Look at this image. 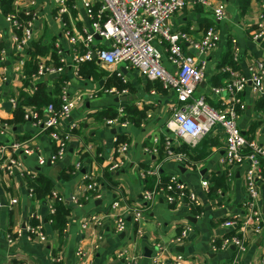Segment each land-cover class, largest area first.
I'll list each match as a JSON object with an SVG mask.
<instances>
[{"label":"crops","instance_id":"obj_1","mask_svg":"<svg viewBox=\"0 0 264 264\" xmlns=\"http://www.w3.org/2000/svg\"><path fill=\"white\" fill-rule=\"evenodd\" d=\"M35 1L37 21L32 42L42 43L49 48L47 55L41 59L53 61L52 54L56 51L60 62L61 55L55 47L57 43L60 44L64 51L63 57L69 64L63 76L68 77L66 86L70 96L76 98L85 96L83 93H100L97 97H84L71 117L63 121L64 130L70 131L68 151L63 160L53 161L56 148L47 132L24 119L16 124L6 122L14 119L23 93L33 96L40 83H45L48 91L53 92L59 77L34 78L30 80L31 87L23 88L19 75L14 73L18 56L15 46L9 38L0 40V49H6L8 56L6 62L0 61V74L3 66H7L9 70L8 81L0 82V125H8L6 136L1 137L0 142L22 143L24 148L33 152L28 156L21 151L16 156L13 153L12 157H17L21 163L20 169L13 177L0 178V264H55L56 257L61 260V264H76L80 250L85 254L82 264H127L125 258L134 259L137 264H155L156 246L161 244L173 248L172 243L185 229L188 231L187 237L174 249L184 256L188 264H230L237 257L238 264H262L264 177L258 182L260 198L256 207L261 213L262 230L256 234L253 225L248 222L250 212L245 207L247 166L244 164L225 168L222 165L221 159L225 154L222 128L217 126L193 147L181 139H174L169 132L168 124L181 104L175 92L161 88L160 82L150 81L126 64L105 66L99 60L95 63V75L87 76L91 70L83 75L82 66L78 73L75 72L72 67L73 58L85 52L84 46L80 43L78 47H74L65 38L60 22L55 19V8L51 0ZM219 1L225 4L228 14L223 22L215 21L209 9L189 5L168 23L173 31L186 32L196 40L201 39L205 30L210 27L219 32V46L207 56L204 82L196 91L197 96L206 95L208 102L215 108L219 104L210 91L212 87L225 82L220 67L230 61L234 62L235 48L238 50V60L234 63L243 73L256 61L264 62V39H254L260 15L264 11V0ZM70 5V28L75 32H92V21L83 0L71 1ZM0 28L9 35L1 0ZM234 40L236 44L233 43ZM105 45V42L96 39L92 49L97 52ZM31 47L32 45L30 49ZM184 50L189 55L196 54L187 45ZM163 55L164 65L173 71L165 52ZM119 73L122 77H118ZM116 80L128 86L129 95L120 97L127 98L126 102L117 103L118 97L104 93L107 89L121 90L115 84ZM56 96L53 95V98ZM261 98L263 97L254 94L251 88L242 94L246 109L241 113L239 127L246 139L264 144V110L258 107ZM12 100L18 101V107L6 109L4 104ZM121 107L135 108L145 115L144 119L138 125L132 124L127 130L110 128L105 123L108 113L116 114ZM149 115L151 118L147 119ZM115 136L126 138L129 149L121 168L111 171V161L115 160ZM166 138L173 139V149L177 154H184L187 162L167 160L162 168L163 176L166 180L175 176L184 182L189 191L198 197L199 206H190L186 200L171 205L161 197L147 206L143 200L145 190L153 188L155 184L156 179L149 176L148 172L155 165V158L160 159L158 145L161 140L166 141ZM185 147L187 151L184 150ZM154 149L158 152L156 157L151 155ZM164 152L166 156V144ZM6 155L11 156L9 153ZM39 158L46 160L44 166L40 165ZM40 173L52 181L55 192L72 210L63 236L58 234L49 221L53 201H38L30 193L25 175ZM67 175L69 177L66 178ZM224 176L225 190H213L214 181ZM87 177H93L100 183V194L93 193L88 199ZM204 181L210 183L209 191L203 188ZM13 199L17 200V204L11 209ZM73 199H77L79 203L74 204ZM116 202L121 207L115 211L112 206ZM137 209L142 211L141 219L133 215V211ZM93 215L99 216L101 226L84 229L83 224ZM34 216L41 222L47 242L31 241L27 237L25 226L32 222L31 218ZM114 216L123 217L126 221V228L121 233L116 232ZM227 220H237L239 227L244 230L240 232L247 248L244 254H239L234 246L226 250L214 249L213 242L220 245L222 239L233 233L223 227ZM19 231L22 233L19 234ZM138 233H142V237H138ZM171 261L172 258L169 257L167 263Z\"/></svg>","mask_w":264,"mask_h":264},{"label":"built area","instance_id":"obj_2","mask_svg":"<svg viewBox=\"0 0 264 264\" xmlns=\"http://www.w3.org/2000/svg\"><path fill=\"white\" fill-rule=\"evenodd\" d=\"M55 8V19L58 20L63 28V34L68 42L78 47L81 43L85 48L84 54L76 55L73 58V70L79 72L82 64L98 59L105 66H118L126 64L128 68L138 71L142 76L150 81L160 82L163 89L172 90L179 98L180 107L175 112L173 120L168 124L169 132L174 139L183 140L189 145L195 147L201 140L209 135L217 126H220L224 133L225 154L221 163L225 168L246 165V188L247 200L245 207L249 210V220L254 227L256 234L261 233L262 220L261 213L257 210V203L260 198L258 182L264 177V144L246 139L239 127L241 113L245 111V103L242 94L246 89L251 88L254 94L264 98V62L256 61L248 67L246 73L236 70L230 65L221 69V74L225 75V82L220 86L211 88V94L219 104L218 108L213 107L206 95H196V91L203 84L205 72L207 69V56L218 48L220 43L219 32L210 27L205 30L201 39L196 40L186 32L173 31L169 26V20L176 14L183 11L189 5H198L209 9L213 13V18L217 22H223L228 18L225 4L219 0H83L84 7L87 10L88 17L92 21V32L83 30L75 32L69 26V20H72L71 1L75 0H51ZM35 0H15L13 11L5 15V21L9 26V35L0 28V40L9 38L11 44L15 46L17 64L14 73L19 75L21 83L34 78L40 79L46 76L60 77L65 74L68 63L63 57L64 51L60 44L55 47L61 55L59 66L53 61L37 59L38 70L32 75V78L26 73L30 45L34 38V28L37 21V14L34 12ZM97 37L105 42V46L97 52H94L92 45ZM256 41L264 39V11L260 15L259 28L254 35ZM155 43V44H154ZM236 44V41H233ZM187 45L193 49L195 55H189L184 50ZM158 46L164 49L167 60L173 71L164 65V55ZM26 51V52H25ZM234 62L238 60L237 48L233 51ZM8 59L6 49H0V61L6 62ZM9 70L7 66L1 67L0 82L8 81ZM118 77H122L119 73ZM125 83H127L124 80ZM36 90V89H35ZM100 92L83 93L76 98L71 97L68 87H63L58 99L60 105L55 103L47 105L42 111L33 107L23 109V119L32 123L35 127L47 132L50 140L56 148L53 161H61L65 158L68 151L70 131H65L63 121L71 117L77 104L86 96L97 97ZM104 93L114 95L118 98L129 95V89L119 90L117 88L104 90ZM13 108L18 107V101L10 102ZM151 116H147V119ZM105 123L113 129H129L132 122L128 119L125 107H121L116 112V116L108 118ZM8 125H0V138L6 136ZM73 129V128H72ZM173 139L166 138V157L163 160L156 159L148 175L156 179L153 188L145 190L143 200L145 204L151 205L159 197L163 198L168 204H179L187 201L190 206H199L200 201L194 192L189 191L187 185L175 176L164 180L163 165L167 160H176L177 162H187L184 154H177L173 149ZM114 158L111 161V171H117L123 164V159L127 155L129 143L121 140L118 136L113 137ZM23 155H31L33 152L29 148H24L22 143L3 144L0 142V178L3 176L13 177L16 171L20 169L21 163L15 156L19 152ZM11 154L7 156L6 154ZM151 155L156 157L158 152L154 149ZM41 166L46 164L44 158H39ZM80 164L77 165V169ZM33 175V174H26ZM91 183L86 187L87 199L93 193H99L100 183L93 177H87ZM206 191L210 189L208 181L202 182ZM31 193V191H30ZM33 196V194L31 193ZM53 200H58L68 204L55 190L53 191ZM74 204H78L77 199H73ZM17 204L13 199L10 208ZM120 203L116 202L112 210L120 209ZM1 208V205H0ZM51 215L54 209L50 207ZM133 215L137 219L143 217L142 211L135 210ZM116 220L115 229L121 233L126 228L125 219L120 216H114ZM36 216L31 218V221ZM37 220V219H36ZM100 218L93 215L83 224L86 229L90 226H101ZM40 222V221H39ZM249 223L247 225L249 226ZM223 227L230 229L233 233L222 239L218 245L213 242L215 250H226L231 246L238 249L239 254H244L247 250L245 242L241 238L244 230L239 227L237 220H227ZM25 231L29 240H39L47 242V237L42 232L41 223L33 226L31 223L25 226ZM22 231H19L21 234ZM188 235L185 229L179 237L172 243L173 248L161 244L156 246L155 264H188L183 255L175 251V246L179 245ZM142 237V233H138ZM100 240L102 238H99ZM84 252L80 250L77 253V263L82 264ZM172 258L167 263L168 258ZM55 264H61L59 258L54 259ZM127 264H137V261L125 258ZM230 264H238V257ZM264 264V261L262 262Z\"/></svg>","mask_w":264,"mask_h":264},{"label":"trees","instance_id":"obj_3","mask_svg":"<svg viewBox=\"0 0 264 264\" xmlns=\"http://www.w3.org/2000/svg\"><path fill=\"white\" fill-rule=\"evenodd\" d=\"M15 0H1V9L4 15L9 14L13 11V4H14ZM32 47L30 49V51L28 52L31 60L30 62H28L27 64V69H26V73L28 74V76H32L33 74H35V72H37L38 70V62L37 59L39 57H43L45 55H47L49 48L42 44V43H36V42H32L31 43ZM84 54V53H83ZM53 57V63L57 66H59V57L57 55V52L54 51L52 54ZM228 59V58H227ZM98 61L97 60H91L88 62H85L82 65V74L86 75V73L88 74L89 71L91 70V73H89L87 76H91V75H95V71H96V66L95 63ZM227 61V60H226ZM230 66H233V68H235L236 70H238L236 68V65L234 62H229ZM226 66V65H224ZM221 66L220 70L224 67ZM224 78L226 77L223 74ZM31 79L27 80L24 84V87L29 88L31 87ZM68 82V77L67 76H60L56 83H55V88L53 90V92L48 91L47 86L45 83H40L37 85L36 91L34 93L33 96H29L27 94H22V96L20 97L19 100V108L17 109L14 119L11 121H8L6 123L9 124H16L19 123L20 121H23V116H24V112L23 109L25 107H33L38 109L39 111H42L43 107H46L47 105L51 104V103H55V105L59 106L60 105V101L58 99L59 95L62 92L63 87H65L66 83ZM115 84L117 86H119V88L125 89L128 88L127 84H124L122 81L116 80ZM161 88L162 84L160 83L159 85ZM53 95L56 96V98H53ZM261 102V103H260ZM259 104V109L264 110V98H261ZM126 112H127V117L128 119L132 122V124H139L142 119H144V116L141 112H139L138 110H136L135 108H131V107H127L126 108ZM136 114V115H135ZM107 115V114H106ZM107 118H113L114 116H116V114H111L107 115ZM134 116V117H133ZM136 116V117H135ZM138 118H140V120H138ZM121 140H126V138L122 137V136H118ZM165 140H161L160 144L158 146H160V159L163 160L166 156H165V152H164V143ZM185 151L186 147L184 148ZM197 151V150H196ZM66 178L69 177V175L65 176ZM27 184L29 186V189L31 191V193L33 194V196L38 200V201H46V200H52L53 201V209L55 210L54 213L50 216L49 221L51 223V225L53 226V228L58 232V234L60 236H63L68 224V219L71 216V208L68 207L65 203H62L58 200H53V191H54V186L52 181L46 177L45 175L40 174H36V175H25ZM166 180V179H164ZM88 184H90L91 182L88 181ZM223 189L225 190V176L222 177L221 179H216L214 181V186L212 187L213 190H218V189ZM41 222H39L36 219H33V221L31 222V224L33 226H38Z\"/></svg>","mask_w":264,"mask_h":264},{"label":"water","instance_id":"obj_4","mask_svg":"<svg viewBox=\"0 0 264 264\" xmlns=\"http://www.w3.org/2000/svg\"><path fill=\"white\" fill-rule=\"evenodd\" d=\"M97 39L100 40L99 37H97ZM94 59H96V55L94 56ZM126 101H127V98H117V99H116V102H117V103H120V102H126ZM4 107H5L6 109H8V110H11V108H12V104H11L10 102H7V103L4 104ZM114 133H116V131H115Z\"/></svg>","mask_w":264,"mask_h":264},{"label":"rangeland","instance_id":"obj_5","mask_svg":"<svg viewBox=\"0 0 264 264\" xmlns=\"http://www.w3.org/2000/svg\"><path fill=\"white\" fill-rule=\"evenodd\" d=\"M155 44V43H154ZM159 49L162 51V53H164V49H162V47H159ZM166 54V53H165Z\"/></svg>","mask_w":264,"mask_h":264}]
</instances>
